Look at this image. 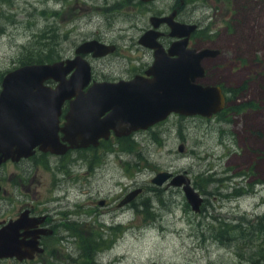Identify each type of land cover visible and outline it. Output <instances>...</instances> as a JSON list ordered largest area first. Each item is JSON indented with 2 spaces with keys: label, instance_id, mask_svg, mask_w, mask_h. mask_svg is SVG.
<instances>
[{
  "label": "rangeland",
  "instance_id": "1",
  "mask_svg": "<svg viewBox=\"0 0 264 264\" xmlns=\"http://www.w3.org/2000/svg\"><path fill=\"white\" fill-rule=\"evenodd\" d=\"M43 1L0 0V74L24 58L47 61L48 47L39 46L48 33L47 19L36 10L47 7ZM234 4L245 11L216 21L212 33L217 35L209 42L225 52L206 61L209 74L202 80L230 91L231 108L211 117L173 112L138 133L139 141L114 146L96 164L91 188H100L103 196L113 199L143 187L132 205L96 221L99 243L106 245L102 264H258L253 259L264 255V231L259 229L264 220V0ZM67 28L64 22L58 32ZM237 55L242 61L232 67ZM99 150L92 151L101 154L107 148ZM42 158L6 164L1 171L34 170ZM46 161L50 167L41 162L39 171H55V160ZM160 170L187 173L204 195L202 209L192 208L183 187L153 182ZM221 227L227 229L223 236Z\"/></svg>",
  "mask_w": 264,
  "mask_h": 264
},
{
  "label": "flooded vegetation",
  "instance_id": "2",
  "mask_svg": "<svg viewBox=\"0 0 264 264\" xmlns=\"http://www.w3.org/2000/svg\"><path fill=\"white\" fill-rule=\"evenodd\" d=\"M234 3L235 0H47L46 8L36 9L39 13L41 10L47 19L48 33H40L41 37L43 34L45 37L39 42L40 48L48 47L47 61H28L24 58L20 65L57 60L68 64L77 58L86 60L90 65V80L85 90L96 82L134 80L138 75L152 78L153 74L148 71L156 60V48L143 41L144 34L152 31L148 40L159 42L171 58L179 56L178 52H170L174 43L178 44L176 51L208 47L217 51L202 59L205 74L197 81L203 83L202 80L209 74L206 61L225 52L223 47L209 42L213 35H217L212 33L216 21L230 15L238 18V10L245 11L244 6ZM64 22L69 28L60 34L58 30ZM174 22L188 25H180L175 33ZM35 23L36 19H33L32 24ZM191 25L194 28L188 34H181L186 33ZM227 26L234 27L232 23ZM99 43L110 50L100 54L94 48ZM241 59L235 56L232 67ZM73 70L67 72V77L72 75ZM46 83L56 86L58 82L50 78ZM216 83L213 85L221 84ZM220 86L226 96L223 109H230L232 95ZM71 100L69 98L64 102L62 124ZM248 105L251 108L256 106L251 102ZM149 128L122 133L111 128L98 137L97 144L69 146L64 153L37 148L30 156L4 161L0 167V229L11 222H18L17 240L22 244L25 256L0 257V264H102L100 253L106 245L101 248V236L97 230L101 225L95 223L101 222L103 214L117 207L132 205L133 199L124 200L133 189L111 199L110 196H103L100 188L96 192L92 190L91 176L103 154H109V150L116 145L127 146L131 141H139L137 134ZM60 134L63 136L64 132L60 131ZM65 142L70 145V142ZM101 148H107V151L101 154L92 151H100ZM39 154L43 156L41 162L47 167H50L47 159L55 160V171L40 172L39 161L34 170L1 171L6 164L19 165L37 159ZM86 193L89 198L84 200ZM108 225L111 226L110 223Z\"/></svg>",
  "mask_w": 264,
  "mask_h": 264
},
{
  "label": "water",
  "instance_id": "3",
  "mask_svg": "<svg viewBox=\"0 0 264 264\" xmlns=\"http://www.w3.org/2000/svg\"><path fill=\"white\" fill-rule=\"evenodd\" d=\"M180 25L188 24L172 23L175 33ZM192 28L189 26L181 34H188ZM149 37L152 31L143 36L146 44L156 48V60L148 71L152 78L138 75L134 80L96 82L85 90L90 65L78 58L68 64L63 60L33 62L8 70L0 90V167L9 158L18 160L34 154L37 148L64 153L69 146L97 144L98 137L111 128L118 133L130 132L146 129L173 112L211 117L224 108L226 96L221 86L197 81L205 74L203 57L215 54V49L176 51L178 44L174 43L170 52H178L179 56L171 58L159 42L149 41ZM104 47L102 43L94 46L100 54L110 50ZM70 70L73 73L67 77ZM50 78L58 82L56 86L46 83ZM69 98L70 108L62 124L63 105ZM184 148L180 144V150ZM152 181L183 187L192 208L201 210L204 195L187 173L160 170ZM142 189L139 186L130 191L124 202L135 198ZM18 230L16 221L0 229V257L25 256L17 240Z\"/></svg>",
  "mask_w": 264,
  "mask_h": 264
},
{
  "label": "trees",
  "instance_id": "4",
  "mask_svg": "<svg viewBox=\"0 0 264 264\" xmlns=\"http://www.w3.org/2000/svg\"><path fill=\"white\" fill-rule=\"evenodd\" d=\"M44 61V59H42V58H37V59H29L28 61ZM3 75L4 74H0V79H2L3 78ZM236 190H238V189H236ZM147 207H148V205L147 204H145ZM137 208L139 209V206H137ZM233 229V227L232 226H230L229 227V229ZM249 227H245V229H248ZM244 229V228H243ZM259 229L263 232L264 231V220L261 222V226L259 227ZM214 230H215V228H214ZM221 230H222V233H221V235L223 236V235H225V233L223 232V231H225V230H227L226 228H224V227H221ZM217 232V231H216ZM218 233V232H217ZM247 234H245V236H246ZM230 238H232V237H230ZM232 239H235V238H232ZM105 247V245H101V248H104ZM263 249V248H262ZM264 259V255L262 256V257H256L255 259H253V261L254 262H258V264H264V261L262 262V260Z\"/></svg>",
  "mask_w": 264,
  "mask_h": 264
},
{
  "label": "bare ground",
  "instance_id": "5",
  "mask_svg": "<svg viewBox=\"0 0 264 264\" xmlns=\"http://www.w3.org/2000/svg\"><path fill=\"white\" fill-rule=\"evenodd\" d=\"M99 255V254H98Z\"/></svg>",
  "mask_w": 264,
  "mask_h": 264
}]
</instances>
